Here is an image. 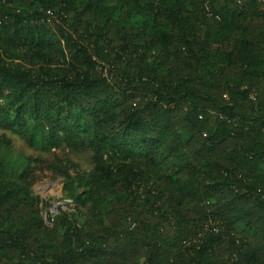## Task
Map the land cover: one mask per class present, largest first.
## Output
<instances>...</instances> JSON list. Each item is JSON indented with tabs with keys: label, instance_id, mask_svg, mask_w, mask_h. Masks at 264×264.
<instances>
[{
	"label": "trees",
	"instance_id": "16d2710c",
	"mask_svg": "<svg viewBox=\"0 0 264 264\" xmlns=\"http://www.w3.org/2000/svg\"><path fill=\"white\" fill-rule=\"evenodd\" d=\"M0 130V264H264V0H0Z\"/></svg>",
	"mask_w": 264,
	"mask_h": 264
},
{
	"label": "rangeland",
	"instance_id": "374dc122",
	"mask_svg": "<svg viewBox=\"0 0 264 264\" xmlns=\"http://www.w3.org/2000/svg\"><path fill=\"white\" fill-rule=\"evenodd\" d=\"M7 135L13 142L14 158L20 159V164L26 161L32 169L34 195L39 197L43 203H49L51 206L59 207L67 211L70 207L63 192L64 178L59 173V169H67L71 174L75 171L88 172L93 163L91 155L87 153H74L67 149L43 153L29 148L18 136L6 133L0 130V138ZM0 152V157L4 154ZM73 207V204H72ZM68 208V209H67Z\"/></svg>",
	"mask_w": 264,
	"mask_h": 264
},
{
	"label": "built area",
	"instance_id": "2783aa9c",
	"mask_svg": "<svg viewBox=\"0 0 264 264\" xmlns=\"http://www.w3.org/2000/svg\"><path fill=\"white\" fill-rule=\"evenodd\" d=\"M67 203L69 204L68 206L70 207V208H72V203H71V201H67ZM56 206V205H55ZM54 205L53 206H51L50 208H49V212H48V214H44V220H45V223H46V225H48V226H52L53 225V223H54V220H55V217L59 214V210L61 209V210H64V209H62V208H57V207H55ZM69 208V209H70ZM68 209V208H67ZM68 209V210H69Z\"/></svg>",
	"mask_w": 264,
	"mask_h": 264
}]
</instances>
